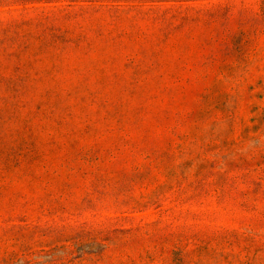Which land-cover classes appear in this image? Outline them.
<instances>
[{
	"label": "rangeland",
	"instance_id": "obj_1",
	"mask_svg": "<svg viewBox=\"0 0 264 264\" xmlns=\"http://www.w3.org/2000/svg\"><path fill=\"white\" fill-rule=\"evenodd\" d=\"M0 264H264V0H0Z\"/></svg>",
	"mask_w": 264,
	"mask_h": 264
}]
</instances>
